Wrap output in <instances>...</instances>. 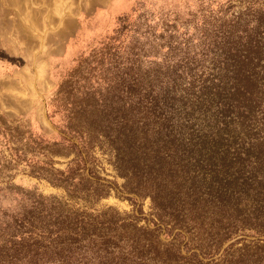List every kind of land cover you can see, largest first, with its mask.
I'll return each instance as SVG.
<instances>
[{"label": "trees", "instance_id": "trees-1", "mask_svg": "<svg viewBox=\"0 0 264 264\" xmlns=\"http://www.w3.org/2000/svg\"><path fill=\"white\" fill-rule=\"evenodd\" d=\"M199 4L131 6L111 89L60 87L62 140L39 139L74 157L32 158L30 176L63 193L8 183L0 264H264V0ZM114 191L130 212L102 204Z\"/></svg>", "mask_w": 264, "mask_h": 264}, {"label": "rangeland", "instance_id": "rangeland-1", "mask_svg": "<svg viewBox=\"0 0 264 264\" xmlns=\"http://www.w3.org/2000/svg\"><path fill=\"white\" fill-rule=\"evenodd\" d=\"M200 0H0V206L14 207L12 182L46 195L63 191L30 176L34 160L49 158L66 169L74 157L65 146L48 147L39 138L62 140L64 112L56 98L60 87L83 92L111 89L118 42V17L136 4L139 12H195ZM121 39V37H120ZM108 85H110L108 87ZM61 102V101H60ZM96 172L123 180L101 155ZM7 193H4L6 192ZM114 191L102 204L120 212L130 203ZM150 213V200H144Z\"/></svg>", "mask_w": 264, "mask_h": 264}]
</instances>
